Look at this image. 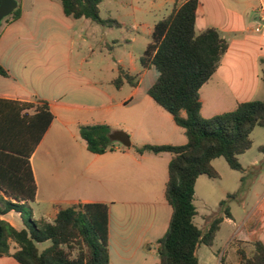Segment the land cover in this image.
Wrapping results in <instances>:
<instances>
[{
    "label": "crops",
    "instance_id": "crops-1",
    "mask_svg": "<svg viewBox=\"0 0 264 264\" xmlns=\"http://www.w3.org/2000/svg\"><path fill=\"white\" fill-rule=\"evenodd\" d=\"M18 1L21 16L0 25V66L8 73L0 75V99L36 106L44 101L54 116L30 159L37 185L36 200L28 204L32 220L53 223L60 210L77 204L106 205L111 264H159L158 242L167 233L173 215L166 199L172 155L139 156L136 148L182 146L188 138L174 117L148 94L159 76L157 69L142 65L138 69L132 63L126 70L120 59L117 72L137 76L136 85L125 83L118 89L114 84L117 77L111 81L113 90L104 87L84 73L87 58L80 54L74 57L77 23L82 19L67 17L57 0ZM149 1L160 10L170 8V15L187 0ZM199 2L196 31L215 28L229 44L218 71L200 90L202 116L209 119L235 111L240 103L264 99V0ZM134 3V11H141L139 0ZM102 19L120 25H101L109 30L127 27L120 19ZM139 21L134 16L133 31L141 26L154 31ZM103 33L102 41L108 43V32ZM130 42L134 43V38ZM126 85L132 87L130 95L118 96ZM26 112L33 115L35 109ZM96 124L109 126L112 133H127L131 147L116 142L112 151L90 152L79 129ZM258 164L255 160L251 167ZM159 182L162 188L156 187ZM244 212L246 217L238 229L242 240L235 239L231 246L237 242L235 254L241 249L251 257L254 244L264 243V192L257 194L252 209ZM14 215L21 213L12 211L2 219L17 228ZM226 222L235 224L232 217L222 224ZM239 260L237 256L226 262ZM0 264L19 263L7 256L0 258Z\"/></svg>",
    "mask_w": 264,
    "mask_h": 264
},
{
    "label": "trees",
    "instance_id": "trees-1",
    "mask_svg": "<svg viewBox=\"0 0 264 264\" xmlns=\"http://www.w3.org/2000/svg\"><path fill=\"white\" fill-rule=\"evenodd\" d=\"M57 1L65 15L74 20L120 26L114 20L101 18L100 5L106 0ZM199 5V0H187L157 22L152 42L140 59L144 69L155 67L159 73L149 96L174 117L188 138L182 146L136 148L139 156L172 155L166 199L173 215L167 233L158 242L159 264H200L199 250L203 245H214L224 218H215L205 230L195 224L197 181L201 176L220 178L213 166L218 158H224L232 170L245 173L239 157L252 148L250 135L256 127L264 128V99L240 103L235 111L209 119L202 116L200 90L218 71L229 44L215 28L196 31ZM20 16L19 6L2 21L10 23ZM0 75H8L1 66ZM262 78L264 83V61ZM135 79L120 70L114 84L118 89L125 83L135 86ZM30 109H35L33 115L26 112ZM53 120L47 102L40 101L36 106L0 99V258L9 256L19 264H111L106 205L77 204L60 210L53 223L31 220L22 230L2 219L12 211L22 213L36 200L37 185L30 159ZM79 130L94 154L112 151L116 145L107 125H83ZM225 205V201L220 203L221 208ZM225 213L231 217L227 209ZM45 242H51V246L40 252L38 244ZM254 246L251 257L240 249L238 262L227 263L223 257L222 264H264V243Z\"/></svg>",
    "mask_w": 264,
    "mask_h": 264
},
{
    "label": "rangeland",
    "instance_id": "rangeland-1",
    "mask_svg": "<svg viewBox=\"0 0 264 264\" xmlns=\"http://www.w3.org/2000/svg\"><path fill=\"white\" fill-rule=\"evenodd\" d=\"M16 1L19 3L18 0ZM139 2L138 5L142 10L138 12L131 7L137 5L134 0H106L100 6L101 18L120 19L127 24V27H114L109 30L87 19L77 23L74 57L78 58L79 54L85 56L87 62L84 73L103 83L104 87L111 88V81L119 76L117 70L121 64L117 61L120 59L123 60L126 70L133 67L132 63L141 69L140 58L152 42L153 30L149 32L141 26L139 31H133L131 24L134 16L141 20L139 22H143V25L148 24L151 29H154L156 23L168 16L171 11L170 8L160 10L156 3L149 0H139ZM105 30L108 32V43L102 41ZM133 38L134 43H131ZM131 92L132 87L126 85L123 91L117 94L120 97H126ZM250 138L253 143L252 148L239 157L240 164L249 168L246 173L232 170L224 158H218L213 162V166L220 174V178L210 179L202 176L197 182L194 204L198 214L194 220L195 224L201 229H208L215 218H227L226 209L235 221V224L232 222L221 224V230L212 247L206 245L201 247L198 253L200 264H222L223 257L227 262L234 261L237 256L239 258L234 248L237 242L232 246L231 243L235 239L242 240V234H239L238 229L246 217L244 211L251 210L256 195L264 192V153L262 151L264 128L256 127ZM255 160H259L257 168L251 167V163ZM156 187L162 188V183L159 182ZM222 201L226 202L224 208L220 207ZM29 209V207L24 209L21 216L14 215V221L19 230L26 228L25 222L32 220ZM49 246L51 242L38 244L40 252Z\"/></svg>",
    "mask_w": 264,
    "mask_h": 264
},
{
    "label": "water",
    "instance_id": "water-1",
    "mask_svg": "<svg viewBox=\"0 0 264 264\" xmlns=\"http://www.w3.org/2000/svg\"><path fill=\"white\" fill-rule=\"evenodd\" d=\"M18 8V2L16 0H2L0 5V21L11 16L13 12ZM110 139L113 142H118L126 148L131 147L130 137L123 131H115L110 135Z\"/></svg>",
    "mask_w": 264,
    "mask_h": 264
}]
</instances>
